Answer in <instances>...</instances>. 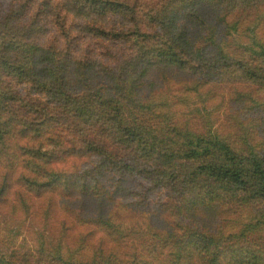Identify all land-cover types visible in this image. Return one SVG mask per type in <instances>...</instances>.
Returning <instances> with one entry per match:
<instances>
[{"label": "trees", "instance_id": "1", "mask_svg": "<svg viewBox=\"0 0 264 264\" xmlns=\"http://www.w3.org/2000/svg\"><path fill=\"white\" fill-rule=\"evenodd\" d=\"M2 213L61 231L0 264H264V0H0Z\"/></svg>", "mask_w": 264, "mask_h": 264}, {"label": "rangeland", "instance_id": "2", "mask_svg": "<svg viewBox=\"0 0 264 264\" xmlns=\"http://www.w3.org/2000/svg\"><path fill=\"white\" fill-rule=\"evenodd\" d=\"M261 38V34H259V39ZM239 41L240 38H238ZM256 39V36L253 35L249 40L253 41ZM237 41L238 43H240ZM248 40H246L247 42ZM207 95L204 93L203 98H205ZM227 96V95H226ZM225 96V97H226ZM197 101H199V98ZM224 99V98H223ZM221 99L220 101L214 102L217 112L214 111V113H231V109H227L228 107V100ZM230 107V106H229ZM228 107V108H229ZM212 107H209L211 109ZM213 117H216L214 114H212ZM260 115H258V118ZM247 130L250 131L251 128H255L251 126V124L247 125ZM256 129V128H255ZM226 130H231L230 127H226ZM20 215V214H19ZM44 216V213L42 214ZM19 220L16 218H11L10 216L2 213L0 215V239H14L15 244L17 243L18 246L21 245L22 248H20V253L24 252L28 247H31L34 245L31 244L33 239H47L50 238L51 241H55L60 233V227L57 223H50L45 224L42 222V220H32L31 218L27 219L24 223H19ZM69 252V251H68Z\"/></svg>", "mask_w": 264, "mask_h": 264}]
</instances>
